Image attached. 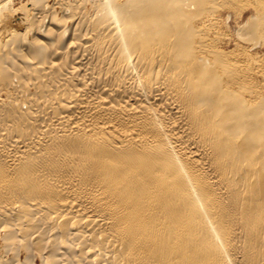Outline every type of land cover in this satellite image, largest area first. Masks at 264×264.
<instances>
[{"label": "bare ground", "instance_id": "6f19581e", "mask_svg": "<svg viewBox=\"0 0 264 264\" xmlns=\"http://www.w3.org/2000/svg\"><path fill=\"white\" fill-rule=\"evenodd\" d=\"M263 45L264 0L0 1V264H264Z\"/></svg>", "mask_w": 264, "mask_h": 264}, {"label": "rangeland", "instance_id": "374dc122", "mask_svg": "<svg viewBox=\"0 0 264 264\" xmlns=\"http://www.w3.org/2000/svg\"><path fill=\"white\" fill-rule=\"evenodd\" d=\"M0 1H3V0H0ZM17 1V2H16ZM21 2V0H12L13 4L14 5H18L19 3ZM15 2V3H14ZM249 15V10L245 12V18ZM264 45L260 48L261 49V53H264ZM264 57V56H263Z\"/></svg>", "mask_w": 264, "mask_h": 264}]
</instances>
